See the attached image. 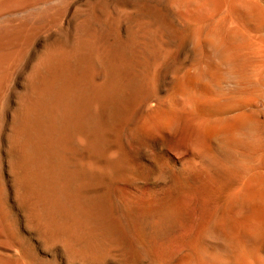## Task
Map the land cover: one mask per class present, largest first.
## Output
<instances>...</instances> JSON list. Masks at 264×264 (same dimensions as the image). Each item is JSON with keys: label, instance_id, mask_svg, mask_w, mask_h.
I'll use <instances>...</instances> for the list:
<instances>
[{"label": "bare ground", "instance_id": "obj_1", "mask_svg": "<svg viewBox=\"0 0 264 264\" xmlns=\"http://www.w3.org/2000/svg\"><path fill=\"white\" fill-rule=\"evenodd\" d=\"M63 1L0 0V264H264V0ZM129 134L180 186L152 212Z\"/></svg>", "mask_w": 264, "mask_h": 264}, {"label": "rangeland", "instance_id": "obj_2", "mask_svg": "<svg viewBox=\"0 0 264 264\" xmlns=\"http://www.w3.org/2000/svg\"><path fill=\"white\" fill-rule=\"evenodd\" d=\"M62 3L64 5H68V4H72L73 3V6L81 7L82 4H83V0H65ZM261 5L262 6L264 5V1H261ZM262 78H263V81H264V75H263ZM15 80H16V78L13 80V82ZM257 83L258 82H256V84L254 86H260ZM227 90L228 91H226V92H230V94L239 95V93L237 94L236 90H232V91L229 90V89H227ZM160 94H161V97L163 99L164 98L167 99V92L166 91H162V93H160ZM255 103H256V107H258V105L260 104L259 107L256 108V111L258 109V111L256 113H258V116H259L260 120H262L264 118V116H263L264 115V99L263 98H257ZM1 120H2L1 123H3L4 117L1 118ZM263 123H264V119L261 121L262 125L260 126L261 127L260 128V134H261L260 138L261 139L264 136V134H263V132H264V124ZM242 130L243 129L240 130L241 134H245L244 132L247 131L246 129L243 130L244 132ZM261 131H263V132H261ZM127 137L129 139L130 143L134 144V146L132 144V146L134 148L133 149V158L134 159L132 161L133 163L131 164V167L129 169V175H128V176L131 175L130 176V181H129L128 184H124L123 182H121V183L118 184V186L116 185V187L114 188V190H115L114 191V195H115L114 200L117 203H120L121 206H119V204H118L119 208L120 207L123 208L124 207L123 205H125V204L123 202V198L122 197L124 196V199H126L129 202V205L131 207H133V205L134 206H140V207H143L145 209L147 208L146 210H149L150 212H152L153 210H157V209H159L161 207V204H163V202L166 200L168 195H170L172 197L174 195H177V192L179 191L180 186H178L179 184L175 183V181H174L175 179L172 177L173 174L168 169L165 170V171H162V170L160 171L158 166L161 163V161L163 163H169L170 160H169V157H168L167 153L162 149V147L158 143H148V144H143V146H141L142 144H140L139 141L136 138H134L133 136H131L130 134L127 135ZM261 139H260V141H258V143L261 146L260 148L262 149V155L261 156L254 155V156L251 157V160L254 162V163L252 162V166L254 167V169L257 168V172L262 173L264 175V143H263L264 142V138L262 140ZM173 148L175 150V151L173 150V152L175 154H177L179 156V158H180L179 164H181V165H186V164H189V163L193 164L194 167H195L194 168V172H193V176H199L200 177L199 179H201V176H204V172H203V169L205 167L204 163L201 162L200 159H193L183 148L179 147L177 144L175 145V147L173 146ZM176 152H178V153H176ZM153 155L155 156V158H154ZM160 157H162V158L160 159ZM241 157L242 156H239L238 158L235 157V158H232V159H235V162H236L239 158L240 159L243 158V157L242 158ZM256 158H259V162L258 163L255 161ZM156 162H157V164H156ZM254 165H256V166H254ZM238 170H239V166H237L236 164L232 165V166L230 165L227 170H224V171H226V174L221 171V176H228V175L229 176H236V173L238 172ZM0 175H3L4 176L3 178H5V176H7L6 170H5V163H4V156H3V153H2V148L0 149ZM6 182H7V180L5 178V180H4L5 186H3V188H4L3 192L6 191L5 193H7V201H8L6 203H7V205L11 206L13 198H12V195H11L10 183L7 184ZM184 188H185L186 191L188 190V186L187 185ZM197 189H198L199 195L201 196L203 194L202 186L198 185ZM137 191H139V193ZM124 193H126V194H124ZM117 194L119 196L116 197ZM117 198H118V200H116ZM188 223H189V218H188V216L185 213V214H183V216L181 218V221H179L175 225V227L173 228L172 233L169 236L167 243L170 244V243H172V241H175L178 238V236H180L182 234H185L186 230H187V227H188ZM174 230H176L177 232L176 231L174 232ZM167 243H165V244L162 243L160 245H161V247H165ZM160 245H158V246H156L154 248L158 249V248H160ZM260 257H261V260L264 262V249L260 252Z\"/></svg>", "mask_w": 264, "mask_h": 264}]
</instances>
